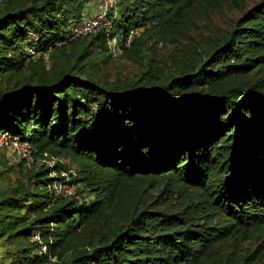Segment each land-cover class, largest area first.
Segmentation results:
<instances>
[{"label":"trees","instance_id":"trees-1","mask_svg":"<svg viewBox=\"0 0 264 264\" xmlns=\"http://www.w3.org/2000/svg\"><path fill=\"white\" fill-rule=\"evenodd\" d=\"M90 1L0 0V131L80 169L65 199L48 187L61 162L0 186L9 264H247L243 244L264 239V0L248 10L243 0H118L109 30L56 47ZM226 5L242 16L205 56L161 77L150 64L129 82L97 77L93 57L112 56L109 38H121V54L143 51L150 30ZM144 185L164 206L142 201ZM166 191L190 202L168 203Z\"/></svg>","mask_w":264,"mask_h":264},{"label":"rangeland","instance_id":"rangeland-1","mask_svg":"<svg viewBox=\"0 0 264 264\" xmlns=\"http://www.w3.org/2000/svg\"><path fill=\"white\" fill-rule=\"evenodd\" d=\"M260 1L262 0H243L242 9L248 10ZM242 13L243 11L239 7L226 5L218 10H213L210 7L203 9L189 23H176L172 20L165 27L161 26L162 29H152L144 35L147 47L143 51L118 53L111 57L107 55V52H100L95 55L93 61L97 63L95 68V71L99 73L97 77L108 83L129 82L140 77L148 68V64L151 66L150 75L156 74L160 75L159 77L163 75L159 73L163 70L166 71L167 68L179 70L193 57L199 58V53L205 56L206 50L235 25ZM143 30L144 28L137 29L136 35H141ZM45 57L50 63L49 53H46ZM145 78L147 79V77ZM4 82L1 80L0 83L3 87L8 85ZM44 158L52 161L51 155L33 154V162L29 164L25 158L13 150L0 147V173H2L0 186L8 187L14 182L17 173H34L43 164L51 166L43 161ZM62 159L71 162L69 158L63 157ZM76 169L77 171L80 170L79 167ZM159 189L152 186H141L139 191L143 194L142 201L145 199L146 203L153 206H164L159 204L160 197L157 198ZM165 195L163 199L165 198L168 203H173L175 206L190 202L189 193L180 194L179 192L166 191ZM193 204L196 207L202 205L197 200ZM14 249V244L0 238V264L10 263V251H14ZM243 249L246 256L251 253V258L247 264H264V239L256 235L252 240L243 244Z\"/></svg>","mask_w":264,"mask_h":264},{"label":"built area","instance_id":"built-area-1","mask_svg":"<svg viewBox=\"0 0 264 264\" xmlns=\"http://www.w3.org/2000/svg\"><path fill=\"white\" fill-rule=\"evenodd\" d=\"M118 0H91L79 20L73 21L64 30L63 37L56 42V47H61L67 43L72 42L80 36L89 35L97 30L106 29L109 30L113 23V16L111 12H115ZM136 31L131 30L125 40L123 45L127 48L131 47L133 37ZM121 38L114 37L109 38L108 46L112 55L120 54L123 48L119 45ZM31 54H35L34 49H30ZM95 109V108H94ZM0 147L13 150L18 155L22 156L27 160V163L33 162V151L34 147L30 140L22 139L19 136L12 135L9 132L0 131ZM48 156V153L44 154ZM51 166H54L57 162L65 163L67 167L61 170H53L52 176L54 180L49 184V190L54 198H68L75 194L76 184L73 183V176L77 174L76 166L71 165L69 162L64 161L61 158L53 157L52 161L47 158L43 159ZM36 244L39 245L41 253H48V244L42 238L40 231L35 232L31 238Z\"/></svg>","mask_w":264,"mask_h":264}]
</instances>
